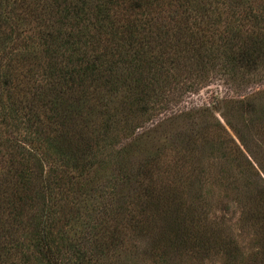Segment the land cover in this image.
<instances>
[{
  "label": "trees",
  "instance_id": "trees-1",
  "mask_svg": "<svg viewBox=\"0 0 264 264\" xmlns=\"http://www.w3.org/2000/svg\"><path fill=\"white\" fill-rule=\"evenodd\" d=\"M216 76L264 84V0H0V264H241L209 179L264 264V87L152 123Z\"/></svg>",
  "mask_w": 264,
  "mask_h": 264
},
{
  "label": "rangeland",
  "instance_id": "rangeland-1",
  "mask_svg": "<svg viewBox=\"0 0 264 264\" xmlns=\"http://www.w3.org/2000/svg\"><path fill=\"white\" fill-rule=\"evenodd\" d=\"M262 87H264V84L254 85L245 90H234L229 83L220 80L217 76L210 77L203 87L199 86L196 90L181 95H173V105L167 111L155 115L152 118V123L164 124L170 117L176 116L180 111L203 106L210 108L215 117L222 122L219 112H215L216 110L212 108V105L218 107L223 99H237L243 95L244 91H253ZM208 177L213 178L214 173H211ZM205 193L207 223H213L227 231L242 253L241 264H243V260L256 249L254 236L247 224L243 223V199L236 191L224 190L219 181L214 179L208 180ZM107 202L110 204L112 201L108 200ZM108 207L107 205L106 208ZM202 264H221V258L214 256L204 260Z\"/></svg>",
  "mask_w": 264,
  "mask_h": 264
}]
</instances>
